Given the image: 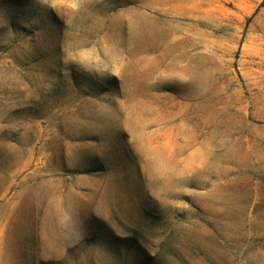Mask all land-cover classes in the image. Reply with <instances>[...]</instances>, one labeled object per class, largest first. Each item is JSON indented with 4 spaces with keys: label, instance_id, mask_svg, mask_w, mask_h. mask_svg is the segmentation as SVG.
Segmentation results:
<instances>
[{
    "label": "rangeland",
    "instance_id": "rangeland-1",
    "mask_svg": "<svg viewBox=\"0 0 264 264\" xmlns=\"http://www.w3.org/2000/svg\"><path fill=\"white\" fill-rule=\"evenodd\" d=\"M262 2L0 0V264H264Z\"/></svg>",
    "mask_w": 264,
    "mask_h": 264
},
{
    "label": "bare ground",
    "instance_id": "bare-ground-1",
    "mask_svg": "<svg viewBox=\"0 0 264 264\" xmlns=\"http://www.w3.org/2000/svg\"><path fill=\"white\" fill-rule=\"evenodd\" d=\"M257 21L261 22L262 21V18L261 16L258 17ZM262 24V23H261Z\"/></svg>",
    "mask_w": 264,
    "mask_h": 264
},
{
    "label": "trees",
    "instance_id": "trees-1",
    "mask_svg": "<svg viewBox=\"0 0 264 264\" xmlns=\"http://www.w3.org/2000/svg\"><path fill=\"white\" fill-rule=\"evenodd\" d=\"M264 5V0H263V2L261 3V6H263Z\"/></svg>",
    "mask_w": 264,
    "mask_h": 264
}]
</instances>
